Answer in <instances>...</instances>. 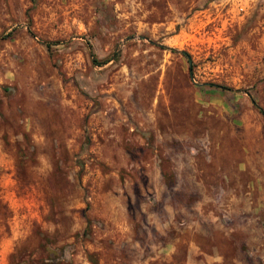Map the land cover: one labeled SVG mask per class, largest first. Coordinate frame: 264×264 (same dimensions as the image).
Masks as SVG:
<instances>
[{
  "label": "rangeland",
  "instance_id": "rangeland-1",
  "mask_svg": "<svg viewBox=\"0 0 264 264\" xmlns=\"http://www.w3.org/2000/svg\"><path fill=\"white\" fill-rule=\"evenodd\" d=\"M0 0V264H264V0Z\"/></svg>",
  "mask_w": 264,
  "mask_h": 264
},
{
  "label": "built area",
  "instance_id": "built-area-1",
  "mask_svg": "<svg viewBox=\"0 0 264 264\" xmlns=\"http://www.w3.org/2000/svg\"><path fill=\"white\" fill-rule=\"evenodd\" d=\"M228 2H229V0H228ZM238 2L241 3L240 6L238 7V8H239V11H244V9H245L244 5H245L246 3L243 2V0H242V1H238Z\"/></svg>",
  "mask_w": 264,
  "mask_h": 264
}]
</instances>
